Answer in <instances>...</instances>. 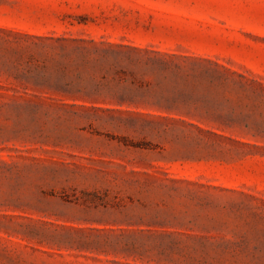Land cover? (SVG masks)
Segmentation results:
<instances>
[{"label": "rangeland", "instance_id": "obj_1", "mask_svg": "<svg viewBox=\"0 0 264 264\" xmlns=\"http://www.w3.org/2000/svg\"><path fill=\"white\" fill-rule=\"evenodd\" d=\"M51 37L264 81V0H0V264H264V127L208 122L142 62L76 92Z\"/></svg>", "mask_w": 264, "mask_h": 264}, {"label": "trees", "instance_id": "obj_2", "mask_svg": "<svg viewBox=\"0 0 264 264\" xmlns=\"http://www.w3.org/2000/svg\"><path fill=\"white\" fill-rule=\"evenodd\" d=\"M48 45L61 58L58 77L67 88L96 95L112 91L115 80L124 86L134 85L121 76L123 61L132 65L142 62L159 70L174 93L173 101L191 102L205 120L226 127L258 129L264 127V81L249 78L211 59L200 56H145L148 50L112 42H98L67 37H51ZM137 57H135V55Z\"/></svg>", "mask_w": 264, "mask_h": 264}]
</instances>
